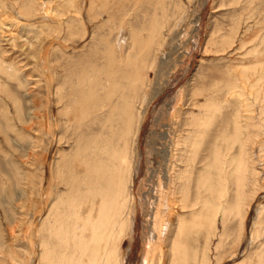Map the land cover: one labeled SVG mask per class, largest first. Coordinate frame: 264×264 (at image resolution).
<instances>
[{
	"label": "rangeland",
	"instance_id": "obj_1",
	"mask_svg": "<svg viewBox=\"0 0 264 264\" xmlns=\"http://www.w3.org/2000/svg\"><path fill=\"white\" fill-rule=\"evenodd\" d=\"M132 31L142 42L133 47ZM130 102L133 121L111 108ZM247 114L254 117L248 127ZM103 125L111 142L120 139L110 135L115 131L133 130L125 175L131 186L139 176L141 188L126 199L119 264H264V0H0L2 264L74 263L73 188L59 180L57 188L51 170L44 172L42 193L36 181L53 154L61 162L57 170H63L59 157L65 154L72 173L82 175L80 160L90 158L96 135L103 144ZM239 146L246 152L243 167L251 162L237 182ZM178 157L190 180L180 233L178 222L169 230L164 217L165 174L170 169L175 175ZM68 173L62 171L71 181ZM156 212L163 219L159 228ZM173 244L175 257L167 251Z\"/></svg>",
	"mask_w": 264,
	"mask_h": 264
},
{
	"label": "bare ground",
	"instance_id": "obj_2",
	"mask_svg": "<svg viewBox=\"0 0 264 264\" xmlns=\"http://www.w3.org/2000/svg\"><path fill=\"white\" fill-rule=\"evenodd\" d=\"M100 1V0H99ZM103 3H106L108 0H101ZM112 1V0H111ZM105 5V4H104ZM30 6V5H29ZM32 7V6H31ZM31 10H33L32 8H30ZM27 11V10H26ZM34 12V11H32ZM205 12V11H204ZM47 13V12H46ZM47 15V14H46ZM13 23V22H11ZM4 24H8V22H5ZM10 24V22H9ZM12 25V24H11ZM15 26V25H13ZM20 26V25H19ZM10 30V29H9ZM156 30V29H155ZM131 39V47H133L134 45L138 44V43H142L141 40L138 38V35L136 33H133L132 31V36L130 37ZM154 36H151L150 39H153ZM133 45V46H132ZM111 46V45H110ZM112 48V46H111ZM226 48V47H225ZM112 53V52H111ZM112 56V55H110ZM109 58V57H108ZM113 58V57H112ZM111 59V57H110ZM114 59V58H113ZM130 59V58H129ZM111 62V61H110ZM130 63H133L132 60L129 61ZM112 63V62H111ZM110 63V64H111ZM115 64V63H114ZM113 65V64H112ZM112 67V66H111ZM110 67V68H111ZM112 69V68H111ZM114 69V68H113ZM109 71V70H108ZM110 73V71L108 72ZM113 73V72H112ZM115 73V72H114ZM138 73V71H137ZM136 73V74H137ZM111 74V73H110ZM126 75V74H125ZM112 76V74H111ZM134 76V75H133ZM137 76H135V79H136ZM111 78V77H110ZM128 78V76H127ZM112 79V78H111ZM114 79V82H115V78ZM117 80V79H116ZM128 80V79H127ZM133 81V80H132ZM130 80V82H132ZM94 82V81H93ZM127 81L126 83V87H127V84L130 83ZM117 83V82H116ZM81 84V83H80ZM112 85L114 84L113 82L111 83ZM121 84V83H120ZM125 84V83H124ZM115 85V84H114ZM114 85L112 87H114ZM95 86L96 83H95ZM109 86V85H108ZM116 86V85H115ZM122 86H124L122 84ZM129 86L131 85H128L127 89L130 88ZM136 86V85H135ZM111 87V88H112ZM118 88V87H117ZM121 88V87H120ZM124 88L123 91H126L125 87H122ZM136 88V87H135ZM134 86L132 85V90L130 91V93H132V91L135 89ZM93 89V88H92ZM95 89V88H94ZM114 90V88H112ZM111 90V89H110ZM112 90V91H113ZM129 90V89H128ZM93 91V90H92ZM91 91V93H93ZM90 92V90H89ZM115 92V91H114ZM134 92V91H133ZM90 93V94H91ZM108 93V91L106 92ZM110 93H112L110 91ZM116 94V93H115ZM134 94V93H132ZM89 95V94H87ZM108 95V94H107ZM111 95H114L113 93L110 94L109 96ZM131 95V94H130ZM90 96V95H89ZM109 96H107V99L109 98ZM120 96V95H118ZM122 96V95H121ZM11 97V96H10ZM85 97V96H84ZM83 97V98H84ZM88 98V97H86ZM99 98V96H98ZM97 98V99H98ZM111 98V97H110ZM125 99V97H123ZM128 98V97H126ZM85 99V98H84ZM95 99L94 101L97 102L96 100V97L93 98ZM112 99V98H111ZM122 99V98H121ZM120 97H119V100H121ZM131 99V98H130ZM14 100V98H13ZM12 100V101H13ZM89 100V98H88ZM17 101V100H16ZM19 101V100H18ZM99 101V99H98ZM5 102V101H4ZM115 102V101H114ZM127 102V101H126ZM21 103V102H20ZM87 103V102H86ZM123 103V102H121ZM120 103V104H121ZM125 103V102H124ZM133 103V102H132ZM132 103H128V105L126 104V107L124 106L125 104H121L122 106L119 108V109H116L115 106L114 108L112 107L111 105V108L115 111L116 110H119V111H116L118 112V114L120 113H123V115H125V113L128 115L126 116V120H132L133 121V115L134 113H132L131 111V107H132ZM6 104V103H5ZM89 104V103H88ZM111 104H112V100H111ZM118 104V103H117ZM134 104V103H133ZM13 105V104H12ZM108 105V104H107ZM106 105V106H107ZM116 105V104H115ZM18 106V105H17ZM83 106V105H82ZM84 106H87L84 104ZM92 106V105H91ZM102 106V105H101ZM109 106V105H108ZM120 106V105H119ZM15 107V106H14ZM102 107H105L104 105ZM117 107V106H116ZM134 107V106H133ZM18 108V107H17ZM15 108V109H17ZM22 108V107H21ZM86 108V107H84ZM84 108H81L83 110H85ZM247 108V107H246ZM20 109V108H18ZM98 109V107H97ZM102 109V108H101ZM110 109V108H109ZM108 109V110H109ZM78 111L79 110V107L77 109ZM87 110V109H86ZM89 110V109H88ZM91 110V109H90ZM89 110V111H90ZM100 110V109H99ZM111 110V109H110ZM113 110H112V113H113ZM134 110V109H133ZM246 110V109H245ZM17 111V110H16ZM103 111V110H102ZM10 112V111H9ZM76 113V111H74ZM82 114L85 113L83 111H81ZM91 112V111H90ZM92 112H96L95 110L92 111ZM120 112V113H119ZM15 113V111H14ZM20 113V112H18ZM17 113V114H18ZM74 113V114H75ZM98 113V112H97ZM74 114H72L74 116ZM80 114V113H79ZM104 114V112H103ZM102 114V115H103ZM117 114V113H116ZM14 115V114H13ZM19 115V114H18ZM77 115V113H76ZM75 115V117H76ZM99 115V114H98ZM248 115V114H247ZM245 116L246 120V126L248 127L251 123V119H250V115L248 116ZM8 116V115H7ZM16 116V115H15ZM83 116V115H82ZM107 117H109L108 115H106ZM116 118L118 117V115H115ZM20 117V115H19ZM18 117V119H19ZM72 117V116H71ZM73 117V118H75ZM86 117V116H85ZM90 117V116H89ZM92 117V116H91ZM90 117V118H91ZM104 117V116H103ZM120 117V115H119ZM125 117V116H124ZM238 117V115H237ZM240 117V115H239ZM242 117V116H241ZM240 117V118H241ZM8 118V117H6ZM5 118V119H6ZM11 118V117H10ZM14 118V117H13ZM23 118V117H22ZM83 118V117H82ZM93 118V117H92ZM114 118V119H116ZM251 118H254V117H251ZM12 119V118H11ZM16 118V120H18ZM21 119V118H20ZM86 119V118H85ZM94 121H96L97 118H93ZM103 119V118H102ZM236 119V118H234ZM78 120V118H76L74 121L76 122ZM90 120V119H89ZM126 120H122L123 121V126L125 127L127 124L124 123V121ZM145 120V119H144ZM242 120V119H240ZM238 120V121H240ZM250 120V122L248 121ZM260 120V119H259ZM7 121V119H6ZM25 121V120H24ZM82 121V120H81ZM80 121V122H81ZM91 121V120H90ZM104 121V120H103ZM103 121H100V122H103ZM112 121V120H110ZM117 121V119L115 120ZM115 121H113L115 123ZM235 123L236 120H234ZM243 121V120H242ZM16 122V121H15ZM73 122V121H72ZM79 122V124H80ZM120 122V121H119ZM118 122V123H119ZM143 122V121H142ZM146 122V121H145ZM241 122V121H240ZM244 122V121H243ZM12 123V121H11ZM56 123V122H55ZM74 123V122H73ZM111 123V122H110ZM116 123V126L119 124ZM127 123V122H126ZM132 123V122H131ZM234 125H237L235 124ZM78 124V125H79ZM136 124V123H135ZM145 124V123H144ZM243 124V123H241ZM9 125V124H8ZM14 125V124H12ZM93 125V124H92ZM112 125V124H111ZM131 124H129V126H126V127H130ZM239 125V124H238ZM255 125V124H253ZM133 126V124L131 125ZM143 126L142 127V133H145V130H146V127L145 125H141ZM205 126V125H204ZM3 127V126H2ZM208 127V126H207ZM236 127V126H235ZM10 128L11 125H10ZM56 127H54L55 129ZM115 128V127H114ZM118 128V127H116ZM115 128V129H116ZM120 128H123L122 126H120ZM133 128V127H132ZM2 129V128H1ZM17 129V128H16ZM15 129V130H16ZM113 129V128H112ZM120 129L118 132H114L115 134H110V135H114L116 137L117 133H118V136H120V139H118V142L117 140H112L113 142H111V138L108 139L107 138V135L105 134L104 132V125H103V146L101 147L100 144H99V138L100 136L96 135V137H94L93 141H92V145H89V149H91V155H90V158L87 159L84 163V159L81 158V162L82 165L84 167L82 168H85V171L82 175L79 176L78 173L74 172V174L72 173L71 170L74 171V167L71 162L70 159H68V155H61L59 158H61L62 162H63V170L62 171H68V175H70V179L71 181H66L65 180V177H63L62 175V171L60 170H57V164L60 165V161H55V154L52 155V159L53 162H50L49 165L45 166L47 169L43 170V172L39 175V181L37 182L36 181V185L38 186V190L39 192L42 193V191H45L46 187L44 186V184L46 185V183H43L44 182V172H48L49 170H51V177L52 179V183H55V182H59L61 181V183L65 182L66 184H70L73 188V193H71V196L72 199H71V202L70 205L72 206V208H74V213L72 215L69 216V221L71 222V228H72V237H73V243L71 244L72 248L75 250V255L76 253H78L77 256L74 257V263L72 264H119V256H120V253L118 252V246H119V242H120V238H121V232L124 231V229L126 227H124V221L127 219L128 217V212L126 211V208L128 206L127 204V197L130 193H132L134 191V194L135 192L137 191H141V188L138 187V177L136 176L135 177V180H134V185L131 186V184H127L126 182V172L127 170L129 169V166H128V162H127V158L128 156L130 157V154L128 153V150L129 152L131 151L130 148H128V140L129 138H131L132 136V133L133 130L131 129ZM59 130V129H58ZM57 130V131H58ZM2 131V130H1ZM0 131V132H1ZM19 131V130H18ZM56 131V129H55ZM111 131V130H110ZM251 131V130H250ZM113 132V131H112ZM17 133V132H16ZM22 133V132H21ZM110 133V132H109ZM134 134H135V131H134ZM24 135V133L22 134ZM55 135V134H54ZM142 135V134H141ZM235 135V134H234ZM242 135V134H241ZM1 136H2V133H1ZM109 136V135H108ZM236 136V135H235ZM244 136V134L242 135ZM56 137V135H55ZM114 138V137H113ZM112 138V139H113ZM139 138V137H138ZM8 139V138H6ZM237 139L238 141H242L240 142L242 145L245 144V142L247 141H244L242 137H240L239 135L237 136ZM59 140V139H58ZM77 140H80V137L77 138ZM131 141V140H129ZM141 141H142V137L139 138V144H141ZM82 142V141H81ZM120 142H123L122 144V147L119 148L120 146ZM37 143V142H35ZM52 143V142H51ZM55 143V142H54ZM60 143V141H59ZM79 144V143H78ZM107 144V145H106ZM54 145L56 144H53V146L51 147H54ZM109 145V146H108ZM246 145V144H245ZM244 145V146H245ZM41 146V145H39ZM58 146V145H57ZM80 146V144L78 145ZM130 146V145H129ZM241 147V154L237 160V163L236 165L234 166L235 169L234 171L236 170L235 173H238V175L236 176L237 177V182H240L242 177L245 176V173L247 171H250L249 170V164L245 167H243V162L245 161L244 158H242V155H243V152L246 154L245 151V148H243L242 146H239ZM87 148V149H88ZM55 149V148H54ZM248 149V148H247ZM1 150V149H0ZM80 150V149H79ZM3 151V149H2ZM78 151V149H77ZM86 151V149H85ZM182 151V150H180ZM60 151L58 150V153ZM82 152V151H80ZM239 152V151H238ZM79 153V151H78ZM57 154V153H56ZM77 154V153H76ZM129 154V155H128ZM140 154V153H139ZM138 154V155H139ZM57 155H60V154H57ZM137 155V156H138ZM140 156V155H139ZM77 157V155H75V158ZM238 157V156H237ZM78 158V157H77ZM51 159V157H50ZM74 159V158H73ZM127 159V160H126ZM79 160V158H78ZM176 160L178 161V164H174V167H172L173 169V172L175 173V175L171 176L169 174V170L167 171L168 173H166L165 175H168V179H167V191H165L166 193V197H168V205H167V213L164 215V217L166 216V219H167V225L166 227H169V230H172V227L175 226L178 222V226H177V229H178V232H182V228H183V223L185 221L184 218H182L183 216V211L184 209L187 208V205H186V193L189 191L190 189V180L188 181L187 179V173L185 172L184 169H182V165H181V162H182V159L181 157H178L176 158ZM51 161V160H50ZM48 163V162H47ZM46 163V164H47ZM53 163V164H52ZM79 163V162H78ZM136 163V162H135ZM53 165V166H52ZM50 166L52 168H50ZM80 166V165H79ZM172 166V165H171ZM56 167V168H55ZM42 168V167H40ZM137 168V167H136ZM171 168V167H170ZM176 169V170H175ZM76 170V169H75ZM78 171V170H77ZM137 171V170H135ZM139 171V169H138ZM221 171V170H220ZM233 170L231 172H234ZM27 172V171H26ZM226 172V171H225ZM235 173H233L235 175ZM232 174V173H231ZM65 175V174H64ZM139 175V174H138ZM175 176V177H174ZM225 176V175H224ZM128 177V176H127ZM174 177V178H173ZM245 179V177H244ZM59 180V181H58ZM166 180V178H165ZM220 180V179H219ZM129 181V180H128ZM141 181V180H140ZM131 182V180H130ZM129 182V183H130ZM221 182V181H220ZM244 182V181H242ZM31 183L34 184V181H32ZM51 183V184H52ZM55 183V184H57ZM60 183V182H59ZM61 183L59 185H61ZM21 184V183H20ZM204 184V181L200 183V185ZM64 185V184H63ZM80 185H83L84 186V190H79L80 188ZM133 187L134 189H131L130 188ZM56 187V186H55ZM138 187V190H136ZM25 189V187H23ZM27 188V187H26ZM57 188H58V184H57ZM26 190V189H25ZM57 191V190H56ZM139 191V192H140ZM31 193V192H30ZM34 193V192H33ZM40 193V194H41ZM142 193V192H141ZM133 194V193H132ZM130 194V195H132ZM138 202H136L135 204H137V210H141V208L139 207V205L141 204V197H140V194L138 193ZM143 195V194H142ZM133 196V195H132ZM58 197V196H57ZM132 200H133V197H131ZM136 198V197H135ZM134 198V199H135ZM42 199V198H41ZM46 199V198H45ZM128 199H130L128 197ZM167 199V198H166ZM32 200H34L33 197H30V201L32 202ZM44 200V199H43ZM67 200V199H66ZM80 200V201H78ZM131 200V201H132ZM47 202V201H44V203ZM76 202H79L77 205H75ZM84 202V203H82ZM63 203V202H62ZM85 203H87V210H85L87 213L85 214L84 212L82 213L81 211V207L82 206H86ZM235 203V202H234ZM43 204V203H42ZM41 204V205H42ZM59 205V203H57ZM57 204H53L54 206V209L57 208L59 209V206H57ZM57 207H56V206ZM45 206V205H44ZM43 206V207H44ZM52 206V207H53ZM80 206V208H79ZM139 207V208H138ZM241 207L240 204L237 205V210L238 208ZM235 208V207H234ZM233 208V210H234ZM44 209V208H43ZM53 208H51L49 210V212L52 210ZM236 209V208H235ZM45 210V209H44ZM93 210L95 211V214H93ZM187 211V210H186ZM229 212V210H228ZM15 213V212H14ZM137 213V212H136ZM230 213V212H229ZM16 214V213H15ZM27 214V213H26ZM25 215V214H24ZM16 216V215H15ZM156 218H157V227L159 228L160 226L163 225V219L161 218L160 216V212H156ZM245 217V216H244ZM17 219V218H16ZM7 221V220H6ZM5 221V222H6ZM21 221V220H20ZM128 221V219H127ZM2 222V221H1ZM7 223V222H6ZM127 224V223H126ZM125 224V225H126ZM135 226H133V231L135 233L136 231V228H138L136 222L133 223ZM154 224V223H153ZM57 226V225H56ZM154 227V226H153ZM3 230V229H2ZM0 230V231H2ZM56 230V229H55ZM57 231V230H56ZM170 232V231H169ZM177 232V233H178ZM179 232V233H180ZM137 233V232H136ZM134 242L137 241V238H136V235L134 236ZM166 241H167V238H166ZM62 242V241H61ZM168 243V242H167ZM1 244V243H0ZM60 244V243H59ZM5 245V244H4ZM3 245V246H4ZM46 245V244H45ZM48 245V243H47ZM135 245L136 243L133 245V250H131V253H132V257H133V254H134V250H135ZM150 245V244H148ZM54 246V245H53ZM62 246V245H61ZM69 246V245H68ZM64 248V247H63ZM71 248V249H72ZM69 249V248H68ZM67 249V250H68ZM4 250V249H3ZM2 250V251H3ZM53 250V249H52ZM147 252L150 254V250L153 252V249H151V247H147ZM7 251V250H6ZM5 251V252H6ZM62 251V250H61ZM168 253L172 254L173 257H175L178 253H179V250H178V247L176 245L173 244L172 246V249L171 251L167 250ZM9 252V251H8ZM72 252V251H71ZM1 253V252H0ZM167 253V252H166ZM167 253V254H168ZM3 254V252H2ZM14 254V253H13ZM55 254V253H54ZM168 254V255H169ZM8 255V254H7ZM5 256V255H3ZM68 258H71L73 255L72 253H70L69 255H67ZM171 256V255H170ZM11 257V256H10ZM15 257V255H14ZM131 257V258H132ZM8 258V257H7ZM6 258V259H7ZM186 258V257H185ZM207 259V258H206ZM205 259V260H206ZM2 258H1V262L0 264H2ZM11 259H9L10 261ZM65 260V259H64ZM133 260V259H132ZM172 260V258H171ZM208 260V259H207ZM206 260V262H207ZM257 260V259H256ZM260 260V259H259ZM259 260H257L259 262ZM148 261V260H147ZM15 262V261H14ZM69 262V261H68ZM146 262V261H145ZM172 262H175V261H172ZM204 261V263H206ZM257 262V264H258ZM9 263V262H8ZM11 263V262H10ZM9 263V264H10ZM18 263V262H17ZM52 263V261L50 262ZM23 264V263H22ZM44 264V263H43ZM148 264V263H147ZM152 264V263H150ZM177 264V263H175ZM179 264V263H178ZM251 264H256V263H251Z\"/></svg>",
	"mask_w": 264,
	"mask_h": 264
}]
</instances>
